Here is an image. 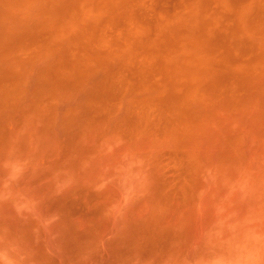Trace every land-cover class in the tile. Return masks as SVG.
Listing matches in <instances>:
<instances>
[{"label": "rangeland", "instance_id": "obj_1", "mask_svg": "<svg viewBox=\"0 0 264 264\" xmlns=\"http://www.w3.org/2000/svg\"><path fill=\"white\" fill-rule=\"evenodd\" d=\"M0 264H264V0H0Z\"/></svg>", "mask_w": 264, "mask_h": 264}]
</instances>
